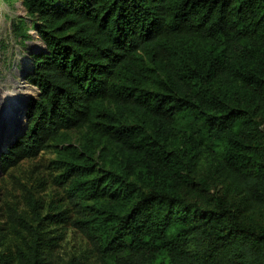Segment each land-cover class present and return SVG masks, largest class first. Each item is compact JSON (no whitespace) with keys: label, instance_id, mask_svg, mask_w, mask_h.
I'll return each mask as SVG.
<instances>
[{"label":"trees","instance_id":"trees-1","mask_svg":"<svg viewBox=\"0 0 264 264\" xmlns=\"http://www.w3.org/2000/svg\"><path fill=\"white\" fill-rule=\"evenodd\" d=\"M21 3L38 96L0 163L49 151L67 205L30 198L0 264H54L64 206L99 264H264V0Z\"/></svg>","mask_w":264,"mask_h":264},{"label":"rangeland","instance_id":"rangeland-1","mask_svg":"<svg viewBox=\"0 0 264 264\" xmlns=\"http://www.w3.org/2000/svg\"><path fill=\"white\" fill-rule=\"evenodd\" d=\"M35 21L29 17L21 0H0V158L8 152L15 139L26 131L28 103L38 96V90L27 80L34 55L44 49L38 33L32 28ZM19 27L29 30V34L21 29L17 32ZM15 94L19 96L14 98ZM69 135L71 143L80 145L81 131H72ZM53 159L55 156L49 151L41 152L38 157L23 160L8 171H3L0 163L1 244L24 238L25 233L21 232L23 230L17 217L26 212L30 220V198L40 203L42 215H46L50 204L58 206L62 203V190L54 183L58 172L52 167ZM198 175L209 177L206 163L200 166ZM230 194L237 208L246 209L247 205L240 204L241 197L234 191ZM66 209L69 221L49 229L55 235L61 233L63 236L54 250V264H68L75 258L84 264H99L88 237L73 225L77 217L75 209L64 206Z\"/></svg>","mask_w":264,"mask_h":264},{"label":"bare ground","instance_id":"bare-ground-1","mask_svg":"<svg viewBox=\"0 0 264 264\" xmlns=\"http://www.w3.org/2000/svg\"><path fill=\"white\" fill-rule=\"evenodd\" d=\"M8 83H9V82H8ZM9 84H10V83H9ZM6 88H7V86H6ZM17 96H19V95H16V94H15V95H13V97H14V98H16Z\"/></svg>","mask_w":264,"mask_h":264}]
</instances>
